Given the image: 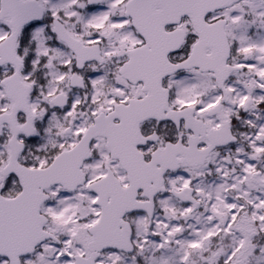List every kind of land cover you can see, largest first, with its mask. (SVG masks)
<instances>
[{"label": "snow or ice", "instance_id": "obj_1", "mask_svg": "<svg viewBox=\"0 0 264 264\" xmlns=\"http://www.w3.org/2000/svg\"><path fill=\"white\" fill-rule=\"evenodd\" d=\"M0 264H264V0H0Z\"/></svg>", "mask_w": 264, "mask_h": 264}]
</instances>
